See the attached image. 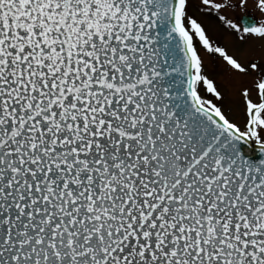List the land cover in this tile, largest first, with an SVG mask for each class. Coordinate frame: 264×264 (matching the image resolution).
<instances>
[{
    "label": "snow or ice",
    "instance_id": "1",
    "mask_svg": "<svg viewBox=\"0 0 264 264\" xmlns=\"http://www.w3.org/2000/svg\"><path fill=\"white\" fill-rule=\"evenodd\" d=\"M248 138L264 0H0V264H264Z\"/></svg>",
    "mask_w": 264,
    "mask_h": 264
},
{
    "label": "water",
    "instance_id": "2",
    "mask_svg": "<svg viewBox=\"0 0 264 264\" xmlns=\"http://www.w3.org/2000/svg\"><path fill=\"white\" fill-rule=\"evenodd\" d=\"M243 19L245 22L253 20L248 15H244ZM261 147L262 146L257 144V142L252 138L242 140L239 143V149L241 151V154L248 160L253 162L264 159V151H261Z\"/></svg>",
    "mask_w": 264,
    "mask_h": 264
},
{
    "label": "rangeland",
    "instance_id": "3",
    "mask_svg": "<svg viewBox=\"0 0 264 264\" xmlns=\"http://www.w3.org/2000/svg\"><path fill=\"white\" fill-rule=\"evenodd\" d=\"M245 13H250V14H252L253 16H255L254 14L255 13H252L251 12V10H246L245 11ZM244 15V14H243ZM211 22H209V24H210ZM220 40L222 41V42H225V43H227V42H229V40H230V38L228 37V36H226V35H220Z\"/></svg>",
    "mask_w": 264,
    "mask_h": 264
}]
</instances>
